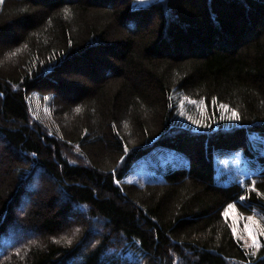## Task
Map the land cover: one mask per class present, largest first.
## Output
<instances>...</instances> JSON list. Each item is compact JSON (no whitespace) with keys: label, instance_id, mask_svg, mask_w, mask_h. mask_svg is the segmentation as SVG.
Here are the masks:
<instances>
[{"label":"trees","instance_id":"obj_1","mask_svg":"<svg viewBox=\"0 0 264 264\" xmlns=\"http://www.w3.org/2000/svg\"><path fill=\"white\" fill-rule=\"evenodd\" d=\"M135 1L3 0L0 264H261L222 213L264 215V0ZM156 148L182 159L125 181ZM238 151L251 175L222 181Z\"/></svg>","mask_w":264,"mask_h":264},{"label":"rangeland","instance_id":"obj_2","mask_svg":"<svg viewBox=\"0 0 264 264\" xmlns=\"http://www.w3.org/2000/svg\"><path fill=\"white\" fill-rule=\"evenodd\" d=\"M155 1L157 0H136L134 2V5L135 7H142L149 5ZM2 3L3 0H0V7ZM82 76L79 75V77L77 76L75 77V79L77 78L84 80L85 78ZM109 77H111V75H109ZM87 80L86 79L84 80L85 82L84 84L89 85V81ZM28 100L33 118L38 122H40L41 124H43L51 133L54 134L58 133V135L61 136V132L58 126V119L53 114L52 111L53 109H51L52 96H41L38 93H31ZM181 117H183L184 119L191 118V115L188 113V110L186 108L182 111ZM4 146L5 144L2 141H0V148ZM175 155L177 156V154L171 152L170 150L164 148H156L150 154L140 159L136 163L132 171L125 176L124 180L128 182L140 183V182H145L147 179H154L157 176L156 167L158 165L160 164L164 165L165 163L176 164L177 161L179 162L181 161L182 158L181 157L179 158V156L175 157ZM5 161H6L5 157L0 151V186L5 181L7 175ZM217 166H218V177L221 178L222 181H229L232 179H239L242 177H243L242 180H244L246 176L251 175L250 167L248 163L243 159V153L240 151L232 153L231 155L220 156L217 159ZM45 179H50V178L44 175L40 187L41 189L44 186ZM31 185L32 184L28 186L29 189H32ZM22 202H24L23 205L20 208H15L14 213L16 214L18 213L21 215L24 211L23 209L28 207L29 202H27V199L22 198ZM244 203H246V201H244ZM249 216L253 217L252 221H248L247 219H245L246 217ZM227 220L229 221L232 230L233 228L236 229L237 235L235 237L236 238L237 236L242 237V239H239V241L242 242L243 246L248 251L249 255H251L253 251H256L257 254L259 250H254L249 247V245L251 244V240L249 239L247 233L244 231V228L246 224H248L250 229L253 231H259L261 228H264V215L260 213V210L255 208V210L251 214H246L244 212H241L235 205V210L229 211V216ZM71 221L74 222L75 219H71ZM12 226L13 225L8 226L7 229L9 232L12 230L13 228ZM34 237H36V234L33 231H29L27 232L26 236L23 235L22 237H17V238H19V240L20 238L21 240H23L26 238H34ZM3 239L4 237L0 239L1 246ZM258 239L260 240L261 244L264 245V236H259ZM246 241L247 244L245 243Z\"/></svg>","mask_w":264,"mask_h":264},{"label":"snow or ice","instance_id":"obj_3","mask_svg":"<svg viewBox=\"0 0 264 264\" xmlns=\"http://www.w3.org/2000/svg\"><path fill=\"white\" fill-rule=\"evenodd\" d=\"M192 103H196V101H192ZM220 107L222 108H227V105H221ZM230 119H235V120H239L240 117L239 115L233 110L232 111V115L231 117H229ZM201 126H206V125H201ZM125 151H127V148H125ZM117 183H119V181H117ZM241 186H243V184H241ZM255 181L252 182V188H251V191H255ZM260 195H264V194H260ZM247 199V197L245 196H240L239 197V201L240 202H244L245 200ZM261 207H264V205H261ZM230 210H235V205L234 204H228L225 208V211L222 213V215L225 216V218L227 219L228 216H229V211ZM245 219H247L248 221H252L253 220V217L249 216V217H246ZM77 231H79V229H77ZM244 231L247 233L249 239L251 240V244L249 245L250 248L254 249V250H259L261 249L262 247H264V245L261 244L260 240L258 239L259 236H264V228H261L259 231H253L250 229L249 225L246 224L245 225V228H244ZM233 235L236 236L237 235V232H236V229L233 228ZM237 239H242V237H239L237 236ZM68 243L70 244L71 243V240L68 241ZM247 244V241L245 242ZM248 253H246L247 255ZM251 255L255 256L256 255V251H253L251 253ZM260 260H261V264H264V256H261L260 257Z\"/></svg>","mask_w":264,"mask_h":264}]
</instances>
